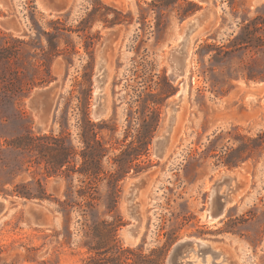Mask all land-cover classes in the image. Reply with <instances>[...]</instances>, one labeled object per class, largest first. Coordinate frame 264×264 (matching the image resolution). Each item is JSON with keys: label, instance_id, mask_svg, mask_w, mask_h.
<instances>
[{"label": "rangeland", "instance_id": "obj_1", "mask_svg": "<svg viewBox=\"0 0 264 264\" xmlns=\"http://www.w3.org/2000/svg\"><path fill=\"white\" fill-rule=\"evenodd\" d=\"M4 1L0 200L10 204L0 220V264H90L96 257L90 248L102 244L110 248L105 257L127 249L121 255L130 264H147L162 251L160 264H166L173 244L184 238L213 242L221 252L219 264H264V136L257 138L264 134V0H55L64 6L60 11L52 0ZM203 11L208 15L186 44L185 89L171 141L158 160L153 140L181 83L169 81L166 56L180 39L183 21ZM15 16L22 20L19 31L1 25L4 17ZM110 30L117 33L104 49L108 114L95 121L93 77ZM52 84L58 87L48 108L30 103L36 91ZM42 115L47 123L39 129ZM84 119L101 124L95 139ZM54 137L61 141L57 149ZM18 138L33 147L11 143ZM82 154H100L98 180L72 171L84 164ZM65 158L68 164L47 173V162ZM232 172L238 193L222 218L203 222L214 181ZM137 175H145L146 184L134 199L141 227L129 244L122 235L133 223L126 213V186ZM88 183L96 199L78 196ZM39 185L43 199L17 194L38 196ZM113 185L120 222L105 213ZM27 202L41 204L50 222L28 220ZM102 221L114 231L109 234L111 226ZM152 249L158 252L149 257ZM187 259L192 262L186 264L212 261L210 254L204 261L196 254Z\"/></svg>", "mask_w": 264, "mask_h": 264}, {"label": "water", "instance_id": "obj_2", "mask_svg": "<svg viewBox=\"0 0 264 264\" xmlns=\"http://www.w3.org/2000/svg\"><path fill=\"white\" fill-rule=\"evenodd\" d=\"M2 4L5 5L4 0H0ZM202 2V0H201ZM53 8L60 11L64 8L63 5L55 4V0L50 1ZM208 15V11H203L201 13L195 14L190 18L186 19L182 23L180 39L175 47L169 49L166 62L168 63V79L171 83H176L178 79L185 76L186 70V42L191 35L199 30L202 25L203 20ZM1 25L13 31H19L13 19L4 20ZM116 30L107 31L106 40L103 42L102 53L99 55V60L97 62L96 72L93 77L94 81V102L91 110V118L98 121L104 118L108 114V106L105 101L103 94V85L105 82V68H104V49L108 46V41L112 35H116ZM56 84L38 90L34 93L30 103H42L49 107L51 98L57 89ZM185 83H180V88L174 93L173 99L166 103L167 115L164 119V125L161 132L153 140V151L152 155L161 160L169 147L171 141V133L175 123V112L178 109L182 97L184 95ZM45 106V107H46ZM46 115L39 116V129H43L46 126L47 119ZM146 176L137 175L132 180H130L126 186L127 196L126 200V213L128 218L133 222L129 223L124 230L122 235L129 244H133L140 231L141 218L138 213V207L134 202V199L138 191L145 186ZM224 187L223 192L220 190ZM237 183V178L234 173L221 174L220 177L214 181L213 186L210 188L208 208L205 210L203 222L212 223L220 218H222L226 205L231 203L233 198L236 196L239 190ZM9 202L5 199L0 200V220L4 217L7 209L6 206ZM10 204V203H9ZM25 215L28 220H30L35 225H46L50 222L48 213L45 211L44 207L38 203L27 202L23 204ZM213 242L197 239V238H184L175 242L166 258V264H186L189 260L187 259L191 254H196L197 256L202 255L204 261L206 254L211 256V264H219L215 262L221 256V252L214 248ZM264 243V239L262 240ZM191 253V254H190ZM224 256L222 257V260ZM192 262V261H189Z\"/></svg>", "mask_w": 264, "mask_h": 264}, {"label": "trees", "instance_id": "obj_3", "mask_svg": "<svg viewBox=\"0 0 264 264\" xmlns=\"http://www.w3.org/2000/svg\"><path fill=\"white\" fill-rule=\"evenodd\" d=\"M154 115V128L157 126L158 124V120H159V114L158 112H154L153 113ZM84 124H85V127L87 129V131H89L93 137V139H95V136L97 134V132L95 131L96 128H99L100 127V123H93L91 121H89L88 119H84ZM264 136L263 133L259 134L257 136V138H262ZM21 140V138H20ZM53 142H52V148L54 149H57L59 148L60 146V139L59 138H52ZM261 141H264L261 140ZM96 146L100 147V143L97 141V140H94ZM11 143H14V145H16L17 147H23V148H28V147H33L31 146V144H21V142L19 141V138L16 139V140H13V142ZM149 143V142H148ZM36 147V146H35ZM82 157L84 159V164L79 167L77 170H72V171H76L78 173H80L81 175L85 176V178H87L88 180H90V182H93V181H96L99 179V173H100V154L99 155H95V154H92V155H84L82 154ZM49 165H51V172L47 171V173L50 175V174H55L61 167H63L65 164H68V161H67V158H65L61 163L59 164H52L51 162H47ZM227 167H232L234 166V164L230 163V162H226L225 164ZM118 178L115 177V179H113V181H117ZM114 182V183H115ZM39 183V182H38ZM89 186L87 190H79L78 192V196L80 197H85L87 196L88 198H90L91 200L93 199H96L95 198V195H94V191L95 190H92V188L94 186H92V183H88ZM90 188V189H89ZM118 190L116 188V185L112 187L111 191L108 193L111 201H112V204L107 206L106 209H105V213L108 214V215H112V218L115 222H120L121 221V217L120 215L117 213V200H118V197H119V194H118ZM17 194H19L20 196L22 197H25V198H38V199H43L45 197V192H44V189L42 188L41 185H39V195L36 196V195H33V194H30V193H27V192H17ZM67 206H71L72 207V204H69V203H66ZM87 205V208L88 209H93L94 205L92 203H88L86 204ZM83 212H86V210H82ZM102 224L106 225L107 223H105V221H102L101 222ZM109 226L112 225L111 224H107ZM110 228L112 229H109L107 232L110 234L114 231L113 227L111 226ZM99 233V232H98ZM112 235V234H111ZM96 237H100L101 238V235L100 234H95ZM103 246L99 247V248H90V249H95V253H96V257H90V264H130L128 261H127V258H123V256L121 254H123L124 251H129V250H121L119 252H121V254L119 253L118 255L116 256H113V257H105L106 254L108 253L109 251V247L106 245V244H102ZM157 249H152L150 251V254L148 255L149 257L150 256H153L154 254H156ZM140 258V257H143L141 256L140 254L137 255V258ZM163 259V255H162V251H159V253L157 254V256L155 258H150L148 259L147 264H160L161 261ZM139 262H136V261H133V263L131 264H138Z\"/></svg>", "mask_w": 264, "mask_h": 264}, {"label": "crops", "instance_id": "obj_4", "mask_svg": "<svg viewBox=\"0 0 264 264\" xmlns=\"http://www.w3.org/2000/svg\"><path fill=\"white\" fill-rule=\"evenodd\" d=\"M51 4V3H50ZM5 19L4 20H7V19H13L14 20V22H15V24H16V26H17V28L18 29H21L22 28V20H20V18H18L17 16H15L14 18L13 17H9V18H7V17H4Z\"/></svg>", "mask_w": 264, "mask_h": 264}, {"label": "flooded vegetation", "instance_id": "obj_5", "mask_svg": "<svg viewBox=\"0 0 264 264\" xmlns=\"http://www.w3.org/2000/svg\"><path fill=\"white\" fill-rule=\"evenodd\" d=\"M189 41V39L187 40V42ZM187 42H186V44H187ZM185 47H186V45H185ZM186 74V73H185ZM181 82H184L185 83V80H186V76H184L183 78H180L179 79Z\"/></svg>", "mask_w": 264, "mask_h": 264}, {"label": "bare ground", "instance_id": "obj_6", "mask_svg": "<svg viewBox=\"0 0 264 264\" xmlns=\"http://www.w3.org/2000/svg\"><path fill=\"white\" fill-rule=\"evenodd\" d=\"M185 73H186V70H185ZM179 80V79H178Z\"/></svg>", "mask_w": 264, "mask_h": 264}]
</instances>
